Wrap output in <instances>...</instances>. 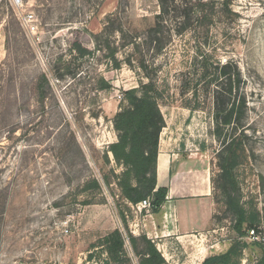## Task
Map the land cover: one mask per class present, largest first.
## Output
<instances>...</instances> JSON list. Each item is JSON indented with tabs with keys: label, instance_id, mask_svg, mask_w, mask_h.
Returning <instances> with one entry per match:
<instances>
[{
	"label": "rangeland",
	"instance_id": "374dc122",
	"mask_svg": "<svg viewBox=\"0 0 264 264\" xmlns=\"http://www.w3.org/2000/svg\"><path fill=\"white\" fill-rule=\"evenodd\" d=\"M209 1L211 24L173 31L158 54L144 41L158 0H24L22 10L0 0V264H108L98 241L117 228L131 263L139 264L129 235L145 210L124 198L125 167L109 145L118 140L114 117L124 92L148 76L157 81L165 120L178 119L170 135L212 156L217 210L209 239L240 238L250 244L242 264L257 263L264 243V0ZM167 19L168 29L180 20L172 13ZM75 40L91 53L81 56ZM107 41L117 48L119 68ZM204 57L214 65L236 61L245 82L243 158L227 193L217 158V82L206 84ZM42 74L48 82L37 89ZM237 204L258 218L255 235L247 223L242 238L234 230Z\"/></svg>",
	"mask_w": 264,
	"mask_h": 264
},
{
	"label": "trees",
	"instance_id": "16d2710c",
	"mask_svg": "<svg viewBox=\"0 0 264 264\" xmlns=\"http://www.w3.org/2000/svg\"><path fill=\"white\" fill-rule=\"evenodd\" d=\"M158 1L161 10L144 38L145 43L149 48L152 47L155 53L159 54L170 43L173 31L182 34L195 22L199 25H210L212 22V18L206 13L209 8L213 9L212 2L209 0ZM171 13L180 20L172 29H168L170 24L167 17ZM112 29L115 28L112 26ZM120 31L122 33V30ZM122 34L125 35V32ZM124 37L127 38V36ZM134 40L131 42L137 45L138 43ZM107 45L110 49L109 57L119 68L121 64L116 58L117 48L111 47L109 41ZM72 46L81 56L91 53L79 40H75ZM142 67L146 66L142 64ZM201 68L203 77L209 79L207 85L213 81L217 82L216 88L212 90L215 135L222 145L217 158L221 178L225 180L221 189L227 193L229 183L231 181L235 183L234 171L242 163L243 158L244 147L241 136L245 134L244 119L248 109L245 82L242 70L234 60L218 61V65H214L208 57H204ZM148 78V82H142L140 86L124 92L120 110L114 117L118 140L109 145V150L113 153L115 161L125 167L119 177V186L124 198L134 203L151 198L153 210L157 211L168 194V188L157 186L159 141L166 120L160 107L157 81L154 77L148 76ZM44 82H48V79L42 74L38 78L37 89L41 88ZM103 87L108 88L109 85L105 82ZM42 96L44 94H40V97ZM235 211L237 220L234 230L241 238L246 233L247 229H244L246 223L247 228H252L254 231L258 229L260 222L257 217H248L239 204L236 205ZM129 239L140 258L139 264H168L154 241L147 235L131 234ZM98 244L107 253L108 264L111 262L132 264L126 250L125 235L119 228L100 238ZM258 244L262 255L256 264H264V243L258 242ZM249 245V243L241 242L240 238L235 239L226 252L209 256L202 264H242L243 249ZM252 245L257 244L254 242ZM92 257L93 253L90 254V258Z\"/></svg>",
	"mask_w": 264,
	"mask_h": 264
},
{
	"label": "crops",
	"instance_id": "0c3cea01",
	"mask_svg": "<svg viewBox=\"0 0 264 264\" xmlns=\"http://www.w3.org/2000/svg\"><path fill=\"white\" fill-rule=\"evenodd\" d=\"M177 120H166L159 141L157 186L168 188L167 197L157 211L152 207L134 217L133 233L153 240L168 264H202L207 257L226 252L232 241L209 239L217 210L212 156L170 135Z\"/></svg>",
	"mask_w": 264,
	"mask_h": 264
},
{
	"label": "built area",
	"instance_id": "2783aa9c",
	"mask_svg": "<svg viewBox=\"0 0 264 264\" xmlns=\"http://www.w3.org/2000/svg\"><path fill=\"white\" fill-rule=\"evenodd\" d=\"M8 1L11 4V6L14 9H16V10H22L24 5H25L24 0H8ZM25 17H26V21L29 23V26L32 29H35L36 25L33 24V22H34L33 15L32 14H27ZM152 207H153V205H152V202H151L150 198H146V199L142 200L141 202H139V209L141 211H143V210H151ZM252 234L255 235V231L254 230H252ZM255 237L257 239L260 238L257 235Z\"/></svg>",
	"mask_w": 264,
	"mask_h": 264
}]
</instances>
